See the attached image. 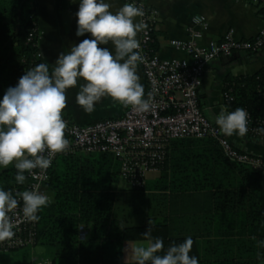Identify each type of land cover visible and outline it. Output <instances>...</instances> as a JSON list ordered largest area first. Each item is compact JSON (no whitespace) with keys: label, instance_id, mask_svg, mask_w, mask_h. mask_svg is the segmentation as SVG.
I'll use <instances>...</instances> for the list:
<instances>
[{"label":"trees","instance_id":"1","mask_svg":"<svg viewBox=\"0 0 264 264\" xmlns=\"http://www.w3.org/2000/svg\"><path fill=\"white\" fill-rule=\"evenodd\" d=\"M32 2L0 0V99L27 70L43 62L38 57L37 34L28 40L30 30L38 27V14L30 7ZM263 81L264 67L249 76L227 79L229 84H235V101L224 102L227 109L246 108L256 120H264V101L258 94ZM179 142L198 147V151L192 152L196 159L181 162L170 152L161 178L153 184L146 182L141 188H132L126 198L137 217L139 209L145 206L148 218L120 230L118 224H113L117 223L113 211L120 199L111 189L119 174L118 160L104 153H75L57 158L48 182L53 202L38 213L37 221V245L46 248V257L53 264H135L123 261V242L147 241L145 233L150 231L151 238L163 239L164 252L191 236L194 244L190 255L197 256L200 264H264V260L258 259V254L264 253L259 246L264 241V171L229 161L212 138ZM16 173L14 165L0 170V186L5 190H23L25 183L16 182ZM152 189L176 194L209 191L219 195L214 200V231L207 236L222 242L211 241L204 249L198 236L173 235L165 215L166 197L146 193ZM80 226L89 232L85 241L79 240Z\"/></svg>","mask_w":264,"mask_h":264},{"label":"clouds","instance_id":"2","mask_svg":"<svg viewBox=\"0 0 264 264\" xmlns=\"http://www.w3.org/2000/svg\"><path fill=\"white\" fill-rule=\"evenodd\" d=\"M111 7L108 0H79L76 35L90 33L91 38L74 44L67 53L62 52L54 68L39 63L27 70L0 99V170L14 165L18 184L27 181L26 173L32 174L35 169L46 171L53 156L69 148L63 110L68 102L67 90L78 86L80 80L85 82L79 84L76 103L87 113L94 112L97 103L109 96L139 113L152 109L151 94L145 98L137 72L139 63L144 61L137 36L147 28L142 20H136L144 16L142 6L128 3L115 12ZM110 44L114 51L98 46ZM248 117L244 108L229 111L224 107L215 116V123L225 136L244 137L248 132ZM20 200L28 222L38 221V213L53 202L38 189L14 195L0 186V242L15 235L11 214ZM145 235L146 243L131 247L135 264H200L197 256L190 255L194 244L191 236L164 252L162 238H151L150 231ZM259 246L264 248V241ZM129 247L128 244L127 253ZM258 259L264 260V253H259Z\"/></svg>","mask_w":264,"mask_h":264},{"label":"built area","instance_id":"3","mask_svg":"<svg viewBox=\"0 0 264 264\" xmlns=\"http://www.w3.org/2000/svg\"><path fill=\"white\" fill-rule=\"evenodd\" d=\"M142 6L143 17L139 21L147 24L140 32L139 41L144 61L139 63L146 83L145 98L151 94L152 109L139 113L125 107L118 118H105L88 125H79L70 119L66 121L65 136L70 141L69 148L56 153L46 171L35 169L27 174L23 190H36L49 195L50 170L57 158L75 153H104L113 155L120 164L119 175L132 188L143 187L151 173L158 172L166 162L171 144L178 139L212 138L221 147L224 156L231 162L247 165L264 171V158L241 150L220 132L205 115L199 103V92L203 84L207 65L219 57H232L236 53L257 54L264 47L263 26L252 38H236L230 29L221 40H210L201 44L209 27L207 18L196 14L186 28V39H172L171 46L186 54V57L162 58L154 48L155 34L159 23V11L147 0H123ZM264 7V0H247ZM39 28L30 30L29 39ZM38 57L42 60L41 52ZM42 63H45L44 60ZM235 84L226 83L222 90V100L235 101ZM259 97L264 101V81L258 86ZM246 109V108H245ZM248 117L247 134L264 139V120H256L251 112ZM47 155V153H44ZM19 199V197H17ZM23 201L11 214L16 225L12 239L0 242V252L22 250L37 246V221L28 222L22 212ZM30 264H53L47 257H33Z\"/></svg>","mask_w":264,"mask_h":264},{"label":"crops","instance_id":"4","mask_svg":"<svg viewBox=\"0 0 264 264\" xmlns=\"http://www.w3.org/2000/svg\"><path fill=\"white\" fill-rule=\"evenodd\" d=\"M108 2L111 4L113 12L127 4L123 0H108ZM147 2L159 11L155 45L159 56L162 58L186 57L185 53L174 49L170 41L187 38L186 28L196 14L204 15L209 22V27L200 41L201 44H206L210 40H221L230 29L234 31L236 38H252L263 26L264 11L261 12L263 7L254 5L247 0H147ZM30 7L35 9L38 14V28L40 30L38 48L44 62L49 65L50 69L55 67V62L62 52L67 53L74 44L78 45L83 39L91 38L90 33H86L84 36L76 35L78 28L76 13L79 10V0H75V2L64 0L63 4H61V0H34L30 3ZM136 20L139 21V18L137 17ZM139 37L140 32L137 38L139 39ZM98 46L110 47L114 51V46L111 44ZM262 67H264V47L257 54L236 53L232 57L221 56L207 65L199 92V103L213 124L217 125L215 116L219 114L221 108H227L221 97L222 90L228 83L227 79L252 75ZM137 72L146 94L145 78L140 65H138ZM84 82L80 80L78 86L67 90L68 102L63 110L66 118L79 125H88L98 120L118 118L123 115L125 106L110 96L102 98L97 103L94 112H85L76 103L79 84ZM227 138L237 148L264 158V140L249 134L244 137L233 135L227 136ZM182 140L186 139H178L172 142L170 149L172 156L174 155L176 160L180 159L181 162L185 163L195 160L192 152L198 151L199 148L187 142H179ZM151 174L155 175L153 177L148 176L147 182L149 184L155 183L162 176L161 170ZM118 178H121L119 174ZM111 189L119 195L120 199L113 211V219L117 222L113 224H118L119 230L123 226L131 225L132 222L146 221L148 211L144 210L145 206L139 209L140 212L137 217L136 212L126 203V198L132 189L131 186L128 190L115 191L112 186ZM48 190L49 196L53 200V192L49 187ZM146 193L166 197L165 202L168 208L165 215L173 235L198 236L204 249L210 246L211 241L222 242L219 238L207 236L209 232L214 231L212 215L217 211L214 200L219 197L216 193L200 191L176 194L157 189L148 190ZM218 212H220L219 209ZM88 236V230L80 226L79 240L85 241ZM146 242V240L124 241L123 261L135 263L131 247L137 243ZM128 244L130 247L127 253ZM217 249L218 252L221 251V248L217 247Z\"/></svg>","mask_w":264,"mask_h":264},{"label":"rangeland","instance_id":"5","mask_svg":"<svg viewBox=\"0 0 264 264\" xmlns=\"http://www.w3.org/2000/svg\"><path fill=\"white\" fill-rule=\"evenodd\" d=\"M155 174H150L153 177ZM115 191L128 190L130 184L124 179L118 178L112 185ZM48 251L46 248L37 245L33 248H26L22 250H14L9 252H0V264H30L33 257H46Z\"/></svg>","mask_w":264,"mask_h":264}]
</instances>
